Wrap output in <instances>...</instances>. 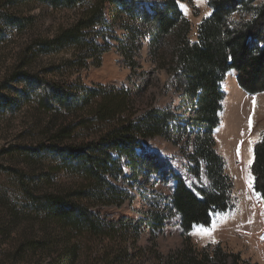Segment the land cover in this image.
I'll list each match as a JSON object with an SVG mask.
<instances>
[{
    "label": "trees",
    "instance_id": "1",
    "mask_svg": "<svg viewBox=\"0 0 264 264\" xmlns=\"http://www.w3.org/2000/svg\"><path fill=\"white\" fill-rule=\"evenodd\" d=\"M25 1L75 14L71 24L60 26L52 36L28 35L10 75L23 84L20 100L33 95L64 120L47 133L43 146L73 181L41 195L37 204L47 217L66 233L76 231L81 237L98 233L103 226L92 207L122 205L129 199L125 190L110 181L123 174L124 163L135 179L153 162L154 171L160 168L153 156L138 153L142 141L161 136L179 144L185 136H193L189 170L200 179L204 164L211 184L196 194L174 174L175 191L168 208L171 215L181 216L183 244L162 257L163 264H252L220 242L197 247L190 232L195 225H210L212 213L233 208V178L215 149L213 131L220 122L225 96L221 82L227 72H237L245 91H264V1L211 0L213 12L200 23L196 41L189 36L191 22L177 0H0V32L1 28L22 31L32 25V17L13 13L16 4ZM116 28L123 33L116 35ZM99 38L105 45L97 42ZM111 40L131 67L129 83L87 86L72 81L70 74L88 67L89 59L111 48ZM145 45L153 67L150 73H138ZM62 48L72 51L63 63L65 71H60L61 76L68 72L66 76L58 79L32 71L35 55H50ZM161 70L178 94L176 107L145 102L149 81H158L155 73ZM135 74L138 80H133ZM252 173L254 189L264 201V133L254 146ZM77 251H66L70 262ZM105 261L113 264L112 259Z\"/></svg>",
    "mask_w": 264,
    "mask_h": 264
},
{
    "label": "rangeland",
    "instance_id": "2",
    "mask_svg": "<svg viewBox=\"0 0 264 264\" xmlns=\"http://www.w3.org/2000/svg\"><path fill=\"white\" fill-rule=\"evenodd\" d=\"M177 1L191 22L189 36L196 41L200 23L213 12L211 0ZM13 13L32 17L33 21L26 30L1 28L0 32V264H106L105 259H112L113 264H163L162 257L183 244L181 216L171 215L168 208L175 191L174 174L182 177L196 194L211 184L204 164L200 179L189 170L193 136H185L179 144L161 136L143 140L138 153L153 156L160 164L159 170L154 171L153 162L135 179L124 163L123 174L111 177L110 181L125 190L129 199L122 205L92 207L103 226L98 233L82 237L76 231L66 233L37 204L44 193L57 192L64 183L73 181L72 175L64 174L58 168V159L43 146L47 133L56 130L64 120L33 95L20 100L18 91L23 84L11 80L10 75L28 35L52 36L60 26L71 24L75 14L33 1L17 3ZM114 32L123 33L119 28ZM97 42L105 45L101 38ZM110 43L111 48L88 60V67L70 74L71 80L87 86L127 85L131 67L115 48L117 43ZM140 54L142 68L138 73H150L153 65L146 45ZM71 56L72 51L67 48L50 55H35L32 71L63 78L68 72L61 76L60 71H65L63 63ZM137 74L133 80L139 79ZM155 75L158 81H149L145 102L160 108L178 106V94L168 85L166 72L161 70ZM221 87L225 96L213 137L215 149L224 159L225 171L233 178V208L212 213L210 225H195L190 237L197 247L220 242L252 264H264V242L257 239L264 230V215L255 205L261 197L254 189L252 173L254 146L264 133V91L249 93L242 89L235 70L225 74ZM252 109L256 115L250 120ZM69 248L78 250L71 262L66 257Z\"/></svg>",
    "mask_w": 264,
    "mask_h": 264
},
{
    "label": "built area",
    "instance_id": "3",
    "mask_svg": "<svg viewBox=\"0 0 264 264\" xmlns=\"http://www.w3.org/2000/svg\"><path fill=\"white\" fill-rule=\"evenodd\" d=\"M255 205L262 210V213L264 215V201H263V199L258 198V201L256 202ZM257 239L264 242V230L258 233Z\"/></svg>",
    "mask_w": 264,
    "mask_h": 264
},
{
    "label": "bare ground",
    "instance_id": "4",
    "mask_svg": "<svg viewBox=\"0 0 264 264\" xmlns=\"http://www.w3.org/2000/svg\"><path fill=\"white\" fill-rule=\"evenodd\" d=\"M104 65H105V66H104V69L107 70V63L105 62ZM242 103H244V100L242 101ZM241 108H242V107H241ZM242 113H243V112H242ZM255 115H256V113L254 112L253 109L249 111V119H250V120H253V119L255 118ZM232 120H233V119H232ZM235 120H236V119H235ZM246 121H247V119H246ZM233 122H235V121H233ZM234 124H236V123H234ZM235 128H236V127H235Z\"/></svg>",
    "mask_w": 264,
    "mask_h": 264
},
{
    "label": "snow or ice",
    "instance_id": "5",
    "mask_svg": "<svg viewBox=\"0 0 264 264\" xmlns=\"http://www.w3.org/2000/svg\"><path fill=\"white\" fill-rule=\"evenodd\" d=\"M201 2V0H197V3H200ZM234 15V14H233ZM253 17L255 16V12H253Z\"/></svg>",
    "mask_w": 264,
    "mask_h": 264
}]
</instances>
